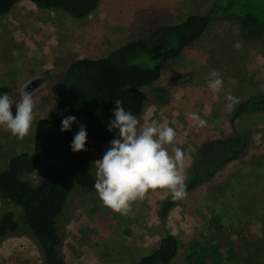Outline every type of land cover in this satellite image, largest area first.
I'll use <instances>...</instances> for the list:
<instances>
[{"label": "rangeland", "instance_id": "obj_1", "mask_svg": "<svg viewBox=\"0 0 264 264\" xmlns=\"http://www.w3.org/2000/svg\"><path fill=\"white\" fill-rule=\"evenodd\" d=\"M214 1L101 0L97 10L81 21L39 10L29 2L17 4L0 19V94L19 100L21 88H26L32 92L35 110L30 133L23 138L0 127V171L12 156L40 151L50 112L65 91L63 74L71 64L78 59L105 57L156 28L205 14ZM160 58L141 56L132 63L154 69ZM211 70L219 71L224 79L223 90L218 93L207 87ZM155 87L169 92L166 107L154 105ZM263 89L264 47L242 43L233 23L209 27L200 40L167 62L155 85L144 89L146 107L140 121L142 126L155 122L175 128L174 143L165 147L173 156L174 148L185 150L186 176L204 143L227 140L234 130L250 136L248 151L211 182L188 193L165 223L158 218V211L171 196L166 189L149 190L131 203L127 214L104 207L98 194L75 190L58 221L66 262L137 264L157 248L167 230L180 245L173 264H196L193 248L210 247L208 242L216 245L217 253L227 261L205 260L206 264H264V114L246 116L232 125L233 112L224 111L226 95L232 94L242 102ZM11 111L15 116V105ZM190 112L198 113L207 126L201 128L189 120ZM80 125L85 126L83 118L76 122L77 130ZM92 143L90 157L95 163L110 144ZM44 175L41 170L24 178L36 185ZM6 211H12L22 226L20 210L0 200V215ZM216 216L224 217V231L213 226ZM0 264H43L42 252L21 227L18 234L0 244Z\"/></svg>", "mask_w": 264, "mask_h": 264}, {"label": "trees", "instance_id": "obj_2", "mask_svg": "<svg viewBox=\"0 0 264 264\" xmlns=\"http://www.w3.org/2000/svg\"><path fill=\"white\" fill-rule=\"evenodd\" d=\"M101 0H0V19L7 16L21 2H29L42 11H54L75 21L89 18ZM233 23L239 39L251 46L264 47V0H215L205 14L188 16L183 22L162 26L145 37L126 43L98 59H81L69 66L62 77L65 91L51 110L46 135L36 154L26 152L12 156L0 171V200L17 207L22 226L12 211L0 215V244L20 232H29L41 250L43 264H68L62 255L63 238L58 221L75 190L97 194L94 188L95 165L90 153L92 142L109 145L116 133L108 130L113 118L114 101H122L140 120L145 112L144 89L152 88L159 80L165 64L177 59L188 47L200 40L205 32L217 24ZM141 56H160L156 68L149 69L132 61ZM152 99L157 107H166L170 94L155 87ZM264 114V89L256 96L240 102L230 122L249 115ZM83 118L87 130L86 151L73 153L70 145L78 132L76 123L70 132H61L65 116ZM251 138L235 131L224 141L204 143L195 154L187 175V194L211 182L222 170L240 161L248 151ZM44 171V178L36 185L25 176ZM182 200V199H181ZM181 200L170 196L159 205L158 218L165 223L168 214ZM223 216L212 219L213 226L224 231ZM193 248L196 264L206 261L226 263L216 245ZM180 250L176 236L166 230L152 253L137 264H173ZM206 260V261H205Z\"/></svg>", "mask_w": 264, "mask_h": 264}, {"label": "clouds", "instance_id": "obj_3", "mask_svg": "<svg viewBox=\"0 0 264 264\" xmlns=\"http://www.w3.org/2000/svg\"><path fill=\"white\" fill-rule=\"evenodd\" d=\"M207 87L213 93L223 90L224 79L217 70H211L207 77ZM224 111L232 113L240 103L238 97H225ZM115 107L108 124V130L115 132L110 147L97 160L94 188L103 206L113 212L127 214L131 203L141 199L149 190L166 189L172 199L181 200L187 196V176L183 169L186 155L184 149H173L170 155L165 145H172L177 136L172 126H142L141 121L130 110H126L121 100L114 101ZM15 105V116L11 109ZM35 102L32 92L21 88L20 99L12 95L0 94V127L6 128L13 136L23 138L30 133L34 119ZM187 118L201 128L207 121L198 113L190 112ZM76 123L75 116H65L61 132H70ZM87 130L79 126L70 148L73 153L86 151ZM189 147L188 151H191Z\"/></svg>", "mask_w": 264, "mask_h": 264}, {"label": "crops", "instance_id": "obj_4", "mask_svg": "<svg viewBox=\"0 0 264 264\" xmlns=\"http://www.w3.org/2000/svg\"><path fill=\"white\" fill-rule=\"evenodd\" d=\"M179 23H181V22H178V23H174L173 25H175V24H179ZM83 59H85V58H83ZM87 59V58H86ZM90 59V58H89ZM78 60H81V59H78Z\"/></svg>", "mask_w": 264, "mask_h": 264}]
</instances>
